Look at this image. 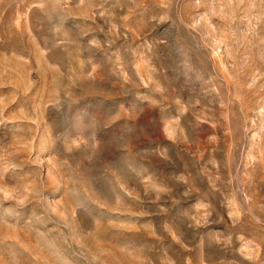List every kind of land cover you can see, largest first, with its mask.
<instances>
[{
  "label": "rangeland",
  "instance_id": "obj_1",
  "mask_svg": "<svg viewBox=\"0 0 264 264\" xmlns=\"http://www.w3.org/2000/svg\"><path fill=\"white\" fill-rule=\"evenodd\" d=\"M0 264H264V0H0Z\"/></svg>",
  "mask_w": 264,
  "mask_h": 264
}]
</instances>
